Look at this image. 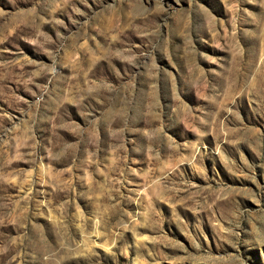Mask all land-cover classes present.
Segmentation results:
<instances>
[{
	"label": "rangeland",
	"instance_id": "374dc122",
	"mask_svg": "<svg viewBox=\"0 0 264 264\" xmlns=\"http://www.w3.org/2000/svg\"><path fill=\"white\" fill-rule=\"evenodd\" d=\"M0 264H264V0H0Z\"/></svg>",
	"mask_w": 264,
	"mask_h": 264
}]
</instances>
